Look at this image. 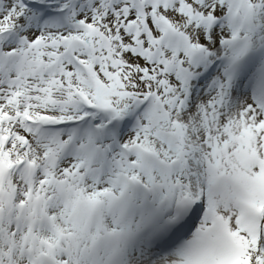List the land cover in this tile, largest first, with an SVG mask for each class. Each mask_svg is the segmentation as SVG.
Here are the masks:
<instances>
[{
    "label": "snow or ice",
    "instance_id": "snow-or-ice-1",
    "mask_svg": "<svg viewBox=\"0 0 264 264\" xmlns=\"http://www.w3.org/2000/svg\"><path fill=\"white\" fill-rule=\"evenodd\" d=\"M0 264H264V0H0Z\"/></svg>",
    "mask_w": 264,
    "mask_h": 264
}]
</instances>
